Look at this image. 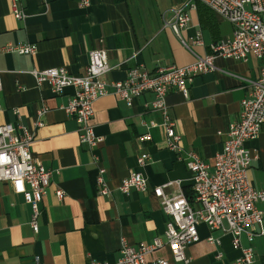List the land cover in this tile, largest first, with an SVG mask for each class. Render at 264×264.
Segmentation results:
<instances>
[{"label":"crops","instance_id":"crops-1","mask_svg":"<svg viewBox=\"0 0 264 264\" xmlns=\"http://www.w3.org/2000/svg\"><path fill=\"white\" fill-rule=\"evenodd\" d=\"M86 1L87 4H83ZM189 0H24L23 20L13 17L9 0H0V125L21 124L33 130L30 153L51 171L46 193L38 203V230L30 226L31 207L11 184L0 181V264H91L113 263L119 258L121 238L138 246L155 237L164 241L163 213L151 187L179 180L180 188L191 190V175L184 152L194 151L211 165L222 150L225 131L237 121L240 101L249 92L246 80L258 77L264 58L249 56L245 61L216 57L215 69L201 73L187 83V95L170 88L165 97L167 112L176 121L181 135L180 152L166 147L159 111L150 108L152 93H144L128 106L112 92L93 103L91 123L103 138L89 149L78 139L77 123L65 106L74 89L66 87L54 94L46 84L37 87L29 71L65 67L69 73L83 72L92 49L105 52L110 70L107 81L122 80L128 69L143 66L149 73L158 67L184 66L197 55L209 52V45L232 35V25L202 4L188 10L189 21L182 31L188 48L170 29L162 26V12ZM200 33V43L195 34ZM34 43L32 55L6 52V44ZM46 106L41 126L34 127L36 110ZM17 109L19 116L13 114ZM153 127L147 129V124ZM149 131L151 140L138 136ZM218 131L220 133H218ZM245 146L257 153L248 167V180L256 190H264V123L255 139ZM148 153L145 165L136 158ZM97 157V162L94 161ZM105 169L108 195L97 191L98 167ZM147 178L145 192L123 194L117 188L129 172ZM61 189L58 199L55 190ZM171 186L165 192L175 191ZM192 195V192H191ZM255 206L263 221L254 226L255 235H242L243 246L253 251V264H264V201ZM199 240L185 248L189 264H233L240 252L230 243V235L198 225ZM219 238V244L207 237ZM220 257L216 258V254ZM169 257L166 247L147 256Z\"/></svg>","mask_w":264,"mask_h":264},{"label":"built area","instance_id":"built-area-1","mask_svg":"<svg viewBox=\"0 0 264 264\" xmlns=\"http://www.w3.org/2000/svg\"><path fill=\"white\" fill-rule=\"evenodd\" d=\"M13 17L23 20L25 13L21 2L9 0ZM199 3L228 21L232 27L229 38L220 39L209 45L205 55L195 54L186 45L182 31L189 21L188 10ZM83 4H87L86 1ZM169 16L162 12V26L170 29L178 37L182 45L194 55L192 63L178 66L158 67L149 73L143 66H135L127 70L122 80L107 81L104 75L110 70L104 50L92 49L88 53V63L79 74H72L65 67H49L33 69L37 87L46 84L51 92L60 94L66 87L74 89L68 100L65 111L77 123L78 139L89 149L102 143L103 138L96 135L91 119L93 103L100 97L112 92L128 106L144 93H152L149 103L151 109L159 111L166 136V147L180 152L181 135L176 121L168 115L165 97L170 88H175L184 96L187 95V83L198 74L213 71L214 59L245 61L249 56L264 58V0H189L169 10ZM195 42L200 43V33L195 34ZM6 52L32 55L36 52L34 43L6 44ZM248 94L240 101V112L237 121L231 123L225 131L222 150L213 157L211 165L202 161L192 150L184 152V162L191 175V201L180 188V181L173 180L151 187V192L159 200L161 209L169 217L165 224L164 241L155 237L151 243L138 246L120 240L119 258L113 263L93 261L91 264H170L168 258L157 257L150 262L147 256L154 251L166 247L169 257L176 264H189L185 248L199 240L198 225L204 224L210 231H219L230 235V243L240 254L233 264H253V251L243 246L241 238L256 234L254 226H260L263 213L256 202L264 201V190H256L248 180V167L257 153L245 146L249 140L255 139L264 123V66L254 80H246ZM47 111L42 105L36 110L34 127L41 126V117ZM13 114L19 116L18 110ZM147 124V129L153 127ZM218 133H220L218 131ZM34 138L33 130L21 124L0 125V181L11 184L15 193L23 195L24 201L31 207L30 226L37 232L38 203L46 193L50 182L51 171L45 169L30 153V144ZM140 141L151 140L149 131L138 136ZM148 153H141L136 161L139 166L145 165ZM97 162V157L94 156ZM105 169L98 167L96 176L97 191L100 195H108L110 189L104 178ZM147 178L140 172L131 171L120 180L118 189L123 194L129 191L145 192L148 189ZM175 187L171 194L165 192L168 187ZM58 199L63 196L61 189L55 190ZM209 243L219 244V238L209 235ZM220 253L216 254V258ZM34 264H40L35 259Z\"/></svg>","mask_w":264,"mask_h":264},{"label":"trees","instance_id":"trees-1","mask_svg":"<svg viewBox=\"0 0 264 264\" xmlns=\"http://www.w3.org/2000/svg\"><path fill=\"white\" fill-rule=\"evenodd\" d=\"M184 195L188 198L189 201H191V190H184Z\"/></svg>","mask_w":264,"mask_h":264}]
</instances>
